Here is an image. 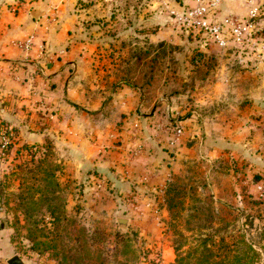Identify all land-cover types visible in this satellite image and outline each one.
<instances>
[{
	"label": "rangeland",
	"instance_id": "1",
	"mask_svg": "<svg viewBox=\"0 0 264 264\" xmlns=\"http://www.w3.org/2000/svg\"><path fill=\"white\" fill-rule=\"evenodd\" d=\"M175 1L0 0V6L32 19L36 10L44 46L62 30L75 63L90 67L109 91L122 84L137 88V112L173 107L174 114L158 109L170 123L194 109L196 87L207 82L212 66L195 50L187 59L180 55L184 45L174 42L180 32L164 8ZM254 1L264 6V0ZM166 24L170 39L152 41ZM34 109V117L51 123L49 109ZM13 119L0 113V137L10 139L0 151V264L14 255L23 264H203L224 258L225 244L242 234L264 247V205L215 201L204 179H174L165 201H154L145 215L141 202L119 203L108 187L95 184L83 192V177L67 163L65 146L48 133L39 141L25 139L19 127L25 118ZM129 129L135 138L139 129Z\"/></svg>",
	"mask_w": 264,
	"mask_h": 264
},
{
	"label": "crops",
	"instance_id": "2",
	"mask_svg": "<svg viewBox=\"0 0 264 264\" xmlns=\"http://www.w3.org/2000/svg\"><path fill=\"white\" fill-rule=\"evenodd\" d=\"M190 5L192 0H178L164 8L172 19L173 12ZM247 6L245 0L221 1L215 16L245 13ZM258 7L250 42L218 48L179 31L174 42L184 45L180 55L187 59L195 50L212 66L207 82L196 87L194 109L179 120L183 132L174 140L173 121L158 115V109L174 114L173 107L137 112V88L122 84L109 91L90 67L74 62L76 53L62 30L44 46L39 20L0 6V113L13 121L25 118L19 126L25 139L39 141L48 133L62 143L71 155L67 163L83 177L78 182L83 192L95 184L108 187L119 203L141 202L145 215L174 179L190 184L204 179L215 201L264 205L254 189V177L264 174V6ZM168 26L151 40H167ZM29 36L30 48L13 45ZM35 106L41 114L49 109L50 124L44 116L34 117ZM134 123L139 131L132 138Z\"/></svg>",
	"mask_w": 264,
	"mask_h": 264
},
{
	"label": "built area",
	"instance_id": "3",
	"mask_svg": "<svg viewBox=\"0 0 264 264\" xmlns=\"http://www.w3.org/2000/svg\"><path fill=\"white\" fill-rule=\"evenodd\" d=\"M221 1L231 0H192V5L182 12H173L172 22L175 28L186 35L202 38L206 43L218 48H225L229 42L241 44L252 41L255 17L259 14V7L254 0H246L247 11L245 13L227 12L218 17L215 10ZM253 43V42H251ZM33 44V36L25 40H16L13 45L28 49ZM264 52V45L261 47ZM172 137L178 140L183 132L179 119L173 121ZM133 127L139 129L137 123ZM10 143L9 136L2 133L0 137V151L6 150ZM102 179V178H100ZM170 179L168 178L167 182ZM100 186V185H99ZM257 199L264 200V174L254 183ZM166 186L158 193L157 201H165Z\"/></svg>",
	"mask_w": 264,
	"mask_h": 264
},
{
	"label": "trees",
	"instance_id": "4",
	"mask_svg": "<svg viewBox=\"0 0 264 264\" xmlns=\"http://www.w3.org/2000/svg\"><path fill=\"white\" fill-rule=\"evenodd\" d=\"M34 148L36 149V147H33V149ZM172 184L173 183H167L165 193L172 189ZM225 245L228 247L225 248L220 255L224 258L219 260L211 259V261L208 260L203 264H264V247L253 245L243 234L238 236L236 242L233 241ZM206 251L209 252L208 256L210 257L216 255H214L212 249H206Z\"/></svg>",
	"mask_w": 264,
	"mask_h": 264
},
{
	"label": "water",
	"instance_id": "5",
	"mask_svg": "<svg viewBox=\"0 0 264 264\" xmlns=\"http://www.w3.org/2000/svg\"><path fill=\"white\" fill-rule=\"evenodd\" d=\"M31 15L35 20H37L39 14L36 10H34L31 12ZM125 222H126L125 219H122V218L118 219V223L121 226L125 225ZM7 263L8 264H23V261L21 260V258L18 255H14L7 260Z\"/></svg>",
	"mask_w": 264,
	"mask_h": 264
}]
</instances>
